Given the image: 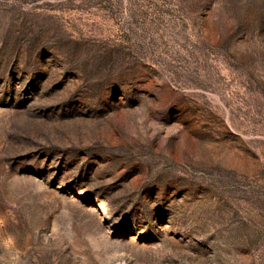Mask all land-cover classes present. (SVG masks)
Wrapping results in <instances>:
<instances>
[{
    "label": "rangeland",
    "instance_id": "1",
    "mask_svg": "<svg viewBox=\"0 0 264 264\" xmlns=\"http://www.w3.org/2000/svg\"><path fill=\"white\" fill-rule=\"evenodd\" d=\"M0 264H264V0H0Z\"/></svg>",
    "mask_w": 264,
    "mask_h": 264
}]
</instances>
